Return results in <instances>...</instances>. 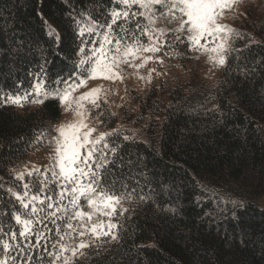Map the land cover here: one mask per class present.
Masks as SVG:
<instances>
[{
	"label": "trees",
	"instance_id": "16d2710c",
	"mask_svg": "<svg viewBox=\"0 0 264 264\" xmlns=\"http://www.w3.org/2000/svg\"><path fill=\"white\" fill-rule=\"evenodd\" d=\"M114 7L121 5L114 0H0L3 233L19 231L13 212L25 209L13 193L23 194L24 184L34 185L36 178L16 177L27 157L47 144L61 117L59 101L51 97L33 104L28 101L37 97L29 96L23 107L6 97L31 92L38 77L49 90L65 87L57 85L58 79L78 82L76 22L90 23V16L106 24ZM254 7L256 15L242 13L234 26L242 38L232 44L235 50L214 83L157 87L164 97L152 86L133 98L135 111L131 106L119 117L101 104L92 112L93 117L104 112L100 132L119 130L110 138L118 147L115 156H108L114 163L107 182L118 192L135 190V195L124 202L129 211L119 217V243L85 250L87 257L76 264H264V4ZM49 27L55 31L52 37ZM84 38L95 37L86 33ZM184 48L179 44L176 51ZM41 132L44 139L37 143ZM140 195L148 199L142 202ZM232 201L247 207L234 215ZM37 227L48 231L42 245L47 242L51 250L58 239L54 226ZM0 239L8 236L0 234ZM10 255L24 264L17 250ZM26 255L31 264H49L43 246ZM4 256L0 248V259Z\"/></svg>",
	"mask_w": 264,
	"mask_h": 264
},
{
	"label": "snow or ice",
	"instance_id": "6c2138e0",
	"mask_svg": "<svg viewBox=\"0 0 264 264\" xmlns=\"http://www.w3.org/2000/svg\"><path fill=\"white\" fill-rule=\"evenodd\" d=\"M242 2L114 0L121 7L110 10L108 23L98 24L90 16L87 17L90 23L77 20V36L80 38L77 55L80 58L75 65V80L78 82L58 79L57 85L63 83L65 87L49 90L38 77L31 92L6 97V102L17 107H23L29 96L37 97L28 101L33 104L44 102L39 97H51L59 101L65 112L71 111L73 119L54 128L56 134L48 141L52 149L50 167L30 171L28 175L36 177L34 185L25 183L23 194L13 193L25 212H13L19 231L3 233L0 229V234L8 236L7 240L0 239V248L5 254L0 264H9V260L16 264L17 257L10 255L13 250L25 258L24 264H31L32 257L26 253L41 246L49 257V264H76L77 260L87 257L85 250L99 249L106 243H119L123 227L119 217L129 211L124 202L135 195V190L116 191L114 184L106 179L109 166L114 163L108 156H115L118 147L113 146L110 138L118 136L119 130L97 134L104 112L95 117L92 112L101 108L99 101L101 93L107 95L105 89L95 87L79 95L74 93L84 87L87 80L123 83L125 66L133 69L138 79L144 80L139 70L153 60L162 64L157 53L179 56L176 51L179 44H186L187 51L198 54L197 58L206 57L214 68L225 67L235 50L232 44L242 37L223 20L227 12ZM86 33L95 38L85 39ZM48 35H55L51 27ZM166 49H172V52ZM153 71L155 69L149 70V83ZM104 103H107L106 99ZM44 136L45 133L41 132L36 142H42ZM123 139L129 140L130 137L124 136ZM16 178L23 179V176ZM146 199V195L139 196L142 202ZM232 204L234 215L247 207L240 201H232ZM47 222L52 223L58 237L51 242V250L47 242L42 245V241L48 240V231L37 227L47 229Z\"/></svg>",
	"mask_w": 264,
	"mask_h": 264
},
{
	"label": "rangeland",
	"instance_id": "374dc122",
	"mask_svg": "<svg viewBox=\"0 0 264 264\" xmlns=\"http://www.w3.org/2000/svg\"><path fill=\"white\" fill-rule=\"evenodd\" d=\"M260 2H262V5L264 4V0H243V2L235 6L233 10L226 13L223 23L234 28V26L238 23L237 21L242 18V13L248 14L249 11L252 10L253 15H256L254 5L260 4ZM257 16H261V11L257 12ZM166 51L171 53L172 49H166ZM179 53V56L165 55L164 52L157 53L156 55L163 60V63L161 64L153 60L150 61L144 68L140 69L139 74L145 77L144 80L138 79L137 75L134 74V70L125 66L126 78L123 83L119 81L113 82L101 79L87 80L86 85L78 89L74 95H79L91 88L102 87L106 90L107 95L101 93L99 101L100 104H104L112 113L119 115L120 117V113L123 109L129 111L130 107L133 106L134 111L137 110L131 103L133 102V98L137 97V95L143 96L152 86L156 87V95H158V97H164V94L159 92L157 87L160 86L165 90L171 88L172 84L175 82L189 84L198 81L209 85L214 83L219 77L222 68H214L207 61L206 57L201 56L197 58L198 54L188 52L187 47L186 49L184 48L180 50ZM150 69H155V71L151 73V83L148 82V73ZM105 99L107 100V103H104ZM60 109L61 117L55 126H58L61 123L69 122L73 119V113L71 111L65 112L61 106ZM95 111H97V109L93 112ZM53 132L54 136L56 133L55 131ZM99 132L100 130H98L97 134ZM51 155L52 149L49 146L48 141L47 144L43 143V145L37 148L36 151L32 152L27 157L24 168L19 172V175L23 176L22 180L26 177H28V179L31 178V180L32 178H36L35 175H28V173L34 169L43 171L44 169L50 167Z\"/></svg>",
	"mask_w": 264,
	"mask_h": 264
}]
</instances>
